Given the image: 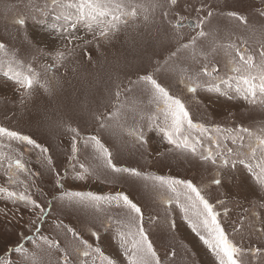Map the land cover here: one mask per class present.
<instances>
[{
	"label": "snow or ice",
	"instance_id": "obj_1",
	"mask_svg": "<svg viewBox=\"0 0 264 264\" xmlns=\"http://www.w3.org/2000/svg\"><path fill=\"white\" fill-rule=\"evenodd\" d=\"M7 27L20 44L0 35V73L15 85L20 110L40 91L48 114L32 133L0 123V224L10 225L0 231V264H198L186 245L168 243L163 255L156 247V232L175 241L176 208L212 264H264V0H45ZM121 35L151 67L117 73L102 111L87 92L64 95L65 77L79 70L77 51L90 64L89 47L100 52ZM214 102L247 116L226 111L214 120ZM52 127L68 138L63 165ZM33 157L41 170L29 166ZM170 159L203 174L175 175ZM157 162L169 170H148ZM45 174L50 196L38 183ZM69 179L114 190H73ZM136 184L163 215L145 219V208L118 187ZM74 213L79 226L65 220ZM113 245L115 254L107 251Z\"/></svg>",
	"mask_w": 264,
	"mask_h": 264
},
{
	"label": "rangeland",
	"instance_id": "obj_2",
	"mask_svg": "<svg viewBox=\"0 0 264 264\" xmlns=\"http://www.w3.org/2000/svg\"><path fill=\"white\" fill-rule=\"evenodd\" d=\"M45 0H0V35L4 36L7 39H10L13 44L19 46L20 39L16 37V32L13 28L7 27L11 24V19L16 12L24 10L26 7H31L32 5H43ZM219 3L223 4L224 0H218ZM241 7H244L242 5ZM27 28L31 32H40V27L34 24L32 21L28 22ZM186 33H189V29H184ZM23 33H21V38ZM92 55V63H86V58L82 52L77 51V59L79 61V70L74 75L71 71L68 72L67 77H65V91L64 95L71 96L73 99H82L84 94L87 92L91 98L96 101V106L99 110H104L99 107L102 102H106L107 96L105 94L106 89H111L113 84V79L117 73L123 79L128 74H133L141 66L151 67L147 56L139 52L138 48L134 50L133 46L124 42V36L121 35L118 40L109 48L102 47L100 52H97L95 48L89 47L87 49ZM113 53L120 55L121 63L118 65L115 60ZM143 56V59L141 57ZM124 60L130 61L129 64L125 65ZM45 60H37L34 62V66L37 70H40L42 65L45 63ZM63 71V70H61ZM126 83L127 81L124 80ZM15 85L11 81L6 82V78L0 73V123H6L8 126L13 128H18L23 130L26 133H32L36 131L37 124L45 121L46 105L47 100L44 98L40 91H37L34 94L33 101L29 106L20 110L18 106V97L14 91ZM195 110V105L192 106ZM226 111L237 112L239 111L241 116H247V113L243 109H237L229 104H223L221 102H214L208 109V116L214 120L223 119L224 113ZM15 112L16 115L14 118L5 120V117H12V113ZM55 119V117H53ZM236 123H240V120H237ZM251 123V121L245 120V126ZM91 128H88V131H91ZM63 136V141L60 142V137ZM52 148L54 159L57 160L58 165H63L66 163V160L62 153L68 147V138L65 133L61 130L52 127L49 131L48 136ZM156 137H153V143L156 147L162 150V147L156 143ZM32 163L29 165L33 170L39 171L40 166L36 163L35 158H30ZM126 161H129L132 164L137 162L138 157L123 158ZM140 163H144L140 161ZM165 163L171 164V172L175 175H178L182 178H191L199 177L203 174V169L193 166L188 163H176L174 160L165 161ZM163 169L167 172L169 169L165 168L162 163L157 162L156 164L151 165L148 170L157 171ZM237 178L239 179V173H237ZM4 181L0 178V184ZM40 186L44 189L45 192L51 195L52 191V182L51 177L45 174L42 181H38ZM66 187H70L73 190H91V191H100L107 192L112 189L110 186L102 185L95 180H89L88 182H78L69 179L66 183ZM126 189L132 198L140 203L146 212L145 219L149 213L155 214L157 211L161 212L163 215V209L158 207L152 200L150 193H148L140 184L136 185H119ZM48 197H41V199H47ZM235 199L240 200L241 203H244L242 196H236ZM174 207V206H173ZM239 212L238 208H234V215ZM55 214V213H54ZM80 214H71L66 215V222H71L74 226H79L81 224V219L79 218ZM183 214L178 208L171 213L172 219L176 221L177 229L175 230V241L171 239L172 234L167 232H156L153 236L156 247L161 255L164 254L166 246L168 243H179L186 245L191 248L192 252L195 255L198 264H212L213 258L206 254L204 248L198 241V238L194 233L191 232L187 222L182 218ZM25 218H27V213H25ZM163 223V222H162ZM6 227L3 224H0V231L4 230ZM147 227V225H146ZM239 239V235L236 237ZM109 253L115 254V246H109L107 248Z\"/></svg>",
	"mask_w": 264,
	"mask_h": 264
},
{
	"label": "crops",
	"instance_id": "obj_3",
	"mask_svg": "<svg viewBox=\"0 0 264 264\" xmlns=\"http://www.w3.org/2000/svg\"><path fill=\"white\" fill-rule=\"evenodd\" d=\"M2 74V73H1ZM158 248V247H157Z\"/></svg>",
	"mask_w": 264,
	"mask_h": 264
}]
</instances>
